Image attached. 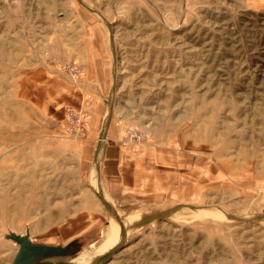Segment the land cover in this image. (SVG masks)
Listing matches in <instances>:
<instances>
[{
	"label": "rangeland",
	"instance_id": "374dc122",
	"mask_svg": "<svg viewBox=\"0 0 264 264\" xmlns=\"http://www.w3.org/2000/svg\"><path fill=\"white\" fill-rule=\"evenodd\" d=\"M91 30L120 142L173 152L171 202L112 207L81 158L85 106L23 97L38 68L78 87ZM82 210L95 228L70 225ZM28 247L20 264H264V0H0V264Z\"/></svg>",
	"mask_w": 264,
	"mask_h": 264
},
{
	"label": "crops",
	"instance_id": "0c3cea01",
	"mask_svg": "<svg viewBox=\"0 0 264 264\" xmlns=\"http://www.w3.org/2000/svg\"><path fill=\"white\" fill-rule=\"evenodd\" d=\"M90 33L91 37L73 57L83 72L78 87L66 86L38 68L23 74V97L29 92L28 99L37 103L46 117L55 119L66 104L85 106L91 115V124L87 138L79 142L81 158L95 173V180H89L95 181L112 207L171 202L168 199L173 195V152L158 146L131 149L120 142L121 130L113 122L109 108L112 90L109 49L100 33L94 30ZM88 185L92 191V183ZM80 212H85L87 216L72 218L70 225L84 229L86 224V229L95 228L99 222L96 211ZM80 244L73 240L65 246H53V249L67 252L69 248L73 253Z\"/></svg>",
	"mask_w": 264,
	"mask_h": 264
},
{
	"label": "built area",
	"instance_id": "2783aa9c",
	"mask_svg": "<svg viewBox=\"0 0 264 264\" xmlns=\"http://www.w3.org/2000/svg\"><path fill=\"white\" fill-rule=\"evenodd\" d=\"M67 69L70 72L71 78L77 79V76H78V73H79L78 70L76 68H74V67H68ZM68 116L71 117L72 120L81 121L82 124L74 125V130H73V132H75L76 134H80L82 132V129L85 127L84 120L82 118L78 117V113L77 112H74V113L70 112L68 114ZM136 140H140V138L137 137Z\"/></svg>",
	"mask_w": 264,
	"mask_h": 264
},
{
	"label": "water",
	"instance_id": "95a60500",
	"mask_svg": "<svg viewBox=\"0 0 264 264\" xmlns=\"http://www.w3.org/2000/svg\"><path fill=\"white\" fill-rule=\"evenodd\" d=\"M43 247V246H42ZM24 249V248H23ZM40 250V251H46V250H48V247H43V248H41V246L39 247V246H36V249H34L33 248V250L32 249H30L29 247L25 250L24 249V252H22V253H19L18 254V256L16 257V264H20V262H22V259H23V257L25 258V255L27 254V253H29V252H32V251H34V250ZM53 249V248H52ZM32 250V251H31ZM57 252L56 254H59V255H62V254H64L66 251H64V250H58V249H54V252ZM48 252V251H47ZM53 252V253H54ZM49 253H51V252H49Z\"/></svg>",
	"mask_w": 264,
	"mask_h": 264
},
{
	"label": "bare ground",
	"instance_id": "6f19581e",
	"mask_svg": "<svg viewBox=\"0 0 264 264\" xmlns=\"http://www.w3.org/2000/svg\"><path fill=\"white\" fill-rule=\"evenodd\" d=\"M110 107V106H109ZM177 210V209H176ZM175 213L176 214H178V215H181V214H183V211L182 210H177V211H175ZM210 214V213H209ZM215 217H219V214L218 213H216V214H213ZM116 245V244H115ZM95 251H97V250H95ZM94 251V252H95Z\"/></svg>",
	"mask_w": 264,
	"mask_h": 264
}]
</instances>
